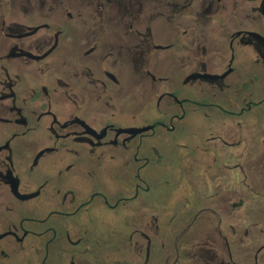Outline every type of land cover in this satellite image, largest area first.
Returning a JSON list of instances; mask_svg holds the SVG:
<instances>
[{
  "label": "flooded vegetation",
  "instance_id": "1",
  "mask_svg": "<svg viewBox=\"0 0 264 264\" xmlns=\"http://www.w3.org/2000/svg\"><path fill=\"white\" fill-rule=\"evenodd\" d=\"M0 264H264V0H0Z\"/></svg>",
  "mask_w": 264,
  "mask_h": 264
}]
</instances>
